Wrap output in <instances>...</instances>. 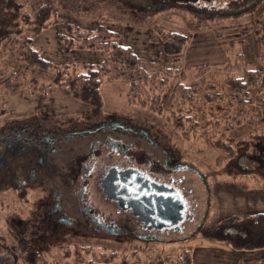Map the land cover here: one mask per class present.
<instances>
[{"label": "rangeland", "instance_id": "1", "mask_svg": "<svg viewBox=\"0 0 264 264\" xmlns=\"http://www.w3.org/2000/svg\"><path fill=\"white\" fill-rule=\"evenodd\" d=\"M46 1L55 12L50 24L33 37L32 45L50 62L48 68L26 62L22 54L26 51L22 42L25 34L13 35L11 40L0 45V126L12 119L43 112L52 118L66 120V117L80 116L83 109L100 104L102 111L138 115L157 125L179 149L182 158L194 165L199 173L189 170L177 173L179 177L183 176L180 188L187 201L188 213L180 230L163 232L161 241L132 239L118 242L100 236L87 238L66 234L62 240H52L33 254L19 249V234L15 231V218L29 216L25 212L33 193L25 201L14 188L0 187V264H58L57 254H61L63 263L68 264H156L158 259L167 261L177 257L183 249L189 250L192 260L199 264H254L264 257V248L236 250L213 237V232H203L206 226L231 215L264 212V178L254 173L237 174L235 168L233 172L223 169L226 149L215 145V141L221 138H231L226 140L231 145L239 139H248L262 132L264 124L248 128L246 113L241 115L239 126L224 133L226 113L222 117L223 110L216 108L225 110L228 104L226 100L220 106H216V101L203 104L199 98L204 87L201 78L196 76V66L208 65L207 73L212 69L217 70V74L213 80L209 77L207 83L212 81L214 88L220 87L231 68H225V65L242 54L243 64L247 62L248 67L261 71L258 84L249 88L252 97L256 100L264 97V54L257 59L259 42L252 27L254 23L264 24V0H163L155 6L145 7L139 4L140 0ZM46 1L23 2L26 9L34 11ZM67 23L89 34L99 25L114 31L115 42L130 47L149 74L156 71L157 76L153 81L141 82L138 91L130 90V82L124 78L107 77L98 87V101L83 102L74 98L65 85L53 80L56 71L68 66V70L62 73H66L64 78L69 79L83 72L86 64L101 61L104 55L100 50L90 48L62 49L57 36L66 31ZM163 32L186 36L180 53L168 51V43L161 39ZM259 35L263 40L261 46H264V28H260ZM72 42L76 44L78 38ZM237 71L238 74L241 72ZM29 77L34 80H28ZM164 78V82H160ZM17 80L21 83L15 84ZM178 81L187 86L197 84L196 107L207 113L208 118L220 119L219 126L209 125L206 131L200 128L190 131L192 128H189L188 137L184 136L174 124L170 116L172 112L165 106L167 90ZM12 85L19 88L11 90ZM226 88L223 85L219 89L224 93ZM154 101L161 106L159 110L152 106ZM248 165L245 158L238 159L239 170L249 168ZM94 187L90 185L88 188L96 197L92 199L95 201L98 193L93 191ZM101 209L104 212L111 210L107 205H102ZM112 214L116 216V213ZM186 235H189L188 239ZM101 256L103 258L98 260Z\"/></svg>", "mask_w": 264, "mask_h": 264}, {"label": "flooded vegetation", "instance_id": "2", "mask_svg": "<svg viewBox=\"0 0 264 264\" xmlns=\"http://www.w3.org/2000/svg\"><path fill=\"white\" fill-rule=\"evenodd\" d=\"M156 1L139 4L161 3ZM99 105L66 120L43 112L0 126V187L14 188L25 201L33 193L25 212L29 216L15 218L19 249L26 254L38 253L66 234L161 241L163 232L182 226L187 201L180 188L183 176L177 173L198 170L157 125L138 115L102 111ZM90 185L98 193L95 201ZM172 189L185 215L174 226L157 228L151 219L155 215L144 213H176ZM145 192L158 196L152 209L141 202ZM102 205L111 210L104 212Z\"/></svg>", "mask_w": 264, "mask_h": 264}, {"label": "trees", "instance_id": "3", "mask_svg": "<svg viewBox=\"0 0 264 264\" xmlns=\"http://www.w3.org/2000/svg\"><path fill=\"white\" fill-rule=\"evenodd\" d=\"M23 1L0 0V45L6 40H11L13 35L19 37V35L25 34V39L22 40V42H24L23 45L26 51L22 54H24L26 62L30 65L48 68L50 62L45 60L39 54L38 50L34 48L32 39L43 28L50 24L55 9L50 4H47L45 0V3L40 4L34 11H30L25 8V2ZM152 1L157 2L156 0ZM159 1H161V3L163 2V0ZM156 4L158 3H153L152 6ZM221 16L224 15H219L218 17ZM65 26L66 31L57 36L58 40H60L62 49L90 48L100 50L104 55L101 61L96 64H86L83 72H78L73 75L74 77H69V79L64 78L66 73H62L68 70V66L64 67L65 70L56 71L53 80L56 83H60V85H65L74 98L80 99L83 102L98 101V87L101 80L107 77L124 78L130 82V90L138 91L141 82H146L148 80L153 81V78L157 76L156 71L149 74L150 72L148 69L141 65L140 60L130 47L117 44L113 38L116 33L103 25H99L96 29L91 30L90 34L88 32H82L80 27H73L70 23H67ZM252 27L257 36V43L259 42L257 59H260L261 53L264 54V46H261V41L263 40L259 34L260 28H264V24L258 25L254 23ZM76 37L79 42L74 44L72 41L74 39L76 40ZM161 39L168 43L167 48L169 52L180 53L186 36L181 33L163 32ZM238 55L232 62H228L225 65V68H231L224 75L225 80L220 87L216 86L214 88L215 83L212 81L207 83L209 77L212 80L214 79L213 76L217 74V70L211 69L212 71L210 70L207 73L209 70L208 65L196 66V76L201 78V85L204 87V91L199 98L202 103L208 104L216 101V106H220V104L226 100L228 104L225 110L223 108H216L218 111L223 110L224 115L222 117H224L226 113L227 126L224 127V133L228 130L231 131L230 129L235 126H239L241 124V115L246 113L249 116L246 122L248 128L260 123L264 124V97L256 100V98L252 97L249 89L258 84L261 71L255 67H248L247 62L243 64L242 54ZM238 66L240 67L239 69L234 68ZM234 69H236L235 72ZM237 70H241V72L238 74L236 73L238 72ZM28 80L33 81L34 78L29 77ZM164 80L165 78L160 79V82H164ZM18 83H21V81L17 80L15 84ZM14 85H12L13 88H11V90H17L19 88ZM223 85L227 87L223 90L224 93L220 91ZM198 89L199 87L196 83L187 86L181 81H178L171 85L166 93V109H170L172 112L170 116L174 124L178 129L182 130L186 137H188L189 128H192L190 131H195L197 128L206 131L209 125H220V119H210L207 117V113L204 111L201 112L200 109L196 107L197 103L195 99L196 96H198ZM157 105L158 101H154L152 104L156 110H159L161 106ZM230 139L229 137L226 138L228 141ZM220 140H216L215 145L226 149V153L224 154L226 163L223 164V169L233 172L235 168L234 172L237 174L254 173L264 178V130L260 133L253 134L248 139H239L232 145L227 144L225 139L221 138ZM242 153H244L245 156H241ZM239 158H245L246 162L249 164V168L239 170L237 167ZM203 232L204 234L213 232V234H215L213 237H216L217 240L226 242L236 250L263 249L264 212L243 213L240 216L231 215L223 218L217 223L209 225ZM88 248L92 249L90 246ZM56 257L58 259V264H68L67 262L63 263L61 254H57ZM102 258L103 256L98 257V260ZM167 261L158 259L156 264H199L192 260L190 251L185 249H183L177 257ZM239 264L242 263L240 262ZM254 264H264V257Z\"/></svg>", "mask_w": 264, "mask_h": 264}, {"label": "water", "instance_id": "4", "mask_svg": "<svg viewBox=\"0 0 264 264\" xmlns=\"http://www.w3.org/2000/svg\"><path fill=\"white\" fill-rule=\"evenodd\" d=\"M170 193H171L170 195L174 198V200L177 201V208H176L177 212L176 213H168V214L167 213H144V215H148L150 217H151V214H154L155 218H151L152 220H154L152 224L153 226L160 228V229L178 224L185 215L184 206L182 204V200L180 199L178 193L173 189L170 191ZM157 198L158 196L155 197V195H152L149 192L143 193L140 197L141 202L144 201V203H146L148 208H151V209L158 202ZM141 214L143 215V213ZM158 214L161 215L159 221L157 220ZM180 228L181 226H178L177 229L180 230Z\"/></svg>", "mask_w": 264, "mask_h": 264}]
</instances>
